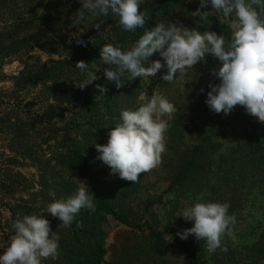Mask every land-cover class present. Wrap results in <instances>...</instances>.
Wrapping results in <instances>:
<instances>
[{
  "label": "trees",
  "instance_id": "trees-1",
  "mask_svg": "<svg viewBox=\"0 0 264 264\" xmlns=\"http://www.w3.org/2000/svg\"><path fill=\"white\" fill-rule=\"evenodd\" d=\"M186 1L145 0L139 9L149 14L145 29H151L161 22L166 26L169 23L176 24L173 19L175 12L184 10ZM80 7V0H0V10H8L13 19V22L0 27L1 61L13 55L21 57L35 48L49 55H57L58 58L45 63L34 61L26 64L15 78L18 89L41 87L45 101H51L45 111L38 114L36 119L15 117L10 122L12 118L9 115L14 113L13 110L4 116L5 119H0V125L6 129L16 146L12 150L14 155L7 156L8 162H17L20 156L23 160L29 158L37 162L42 169L39 189L31 193L33 200L16 199L15 204L8 209L14 221L30 214L45 216L49 220L51 231L60 236L59 255L54 259L49 258L50 264H112L104 260L107 253L104 247V226L109 217L132 230H147L152 240V249L164 244L162 234L141 219H136L129 208V200L138 193L140 180L132 183L110 174L108 166L97 159L95 148L96 144H106L108 132L119 122L122 110H135L139 107L137 100L141 95L139 77L130 79L126 76L119 88L114 82L106 80L104 69L110 66L103 65L100 60V48L112 44L127 49L143 34L144 29H137L134 33L124 32L118 24V18L111 15L103 19L99 31L93 27L96 20L91 18L79 26H73L72 22L77 19ZM39 24L43 25V29L38 28ZM69 27L81 28L84 35L75 38L74 42L66 43L63 39L65 34L58 32L62 33ZM78 39L84 40L85 46L78 44ZM159 57L158 53L154 54L148 63ZM78 61L89 63V71L100 67L97 71L98 79L84 89L78 87L86 78V74H81L75 67ZM97 84L106 87L108 91L100 94ZM60 105L63 107L61 111ZM235 109L246 111L239 105ZM62 110L71 113L66 123L62 120ZM171 130L177 132L175 126ZM185 131L187 136L193 138L189 147L183 149L170 140L168 157L174 165V173L166 191L187 186V189L192 188L198 194L203 187H208V181L214 179L215 175L216 179L223 182L235 176L236 164L241 159L234 157L237 151L230 149L220 157L211 178L213 165L210 157L218 151L220 145L196 123H188ZM34 132L39 135L36 138L39 139L38 147L49 149L48 157L31 153L28 143ZM243 145L242 148L250 150L244 154L243 159L248 161L252 172L264 175L263 142L253 139ZM85 177L95 182L88 188L96 199L95 211L82 209L76 217L82 227L78 228L74 223L65 229L60 226L58 218L47 212L48 205L72 195L77 190L72 180ZM13 186H5L10 189L7 190L10 194L15 190ZM151 205L153 202H147L145 208ZM170 233L174 237L177 251L191 264H200L196 258L195 244L203 240L195 239L193 243H186L175 232Z\"/></svg>",
  "mask_w": 264,
  "mask_h": 264
},
{
  "label": "clouds",
  "instance_id": "clouds-1",
  "mask_svg": "<svg viewBox=\"0 0 264 264\" xmlns=\"http://www.w3.org/2000/svg\"><path fill=\"white\" fill-rule=\"evenodd\" d=\"M80 3L73 26L91 18L96 20L93 27L99 31L103 19L111 15L118 18L124 32L144 29L127 49L112 44L100 48V60L103 65L110 66L104 69V77L117 88L122 86L126 76L149 80L161 69H166L161 79L171 83L198 62L206 63V55H211L219 62V67L213 71L219 83L208 86L210 90L206 93L205 103L209 109L226 116L239 105L250 117L264 122V0H199L200 9L211 6V11H196L206 13L204 19L208 21V17L221 13L229 21L228 38L215 31L189 30L173 23L166 26L161 22L145 29L149 14L139 10L145 0H80ZM77 43L85 46L82 39ZM156 53L163 63L160 59L148 63ZM75 67L81 74H87L79 88L84 89L98 79L100 67L89 71V63L84 61H78ZM96 88L100 94L108 91L99 84ZM176 111L175 105L163 96H154L135 110H122L119 122L108 132L106 144L95 145L97 159L108 166L110 174L137 182L141 173L162 163L168 129V120L164 117H171ZM79 184L72 195L50 203L47 208L65 229L74 223L76 227H82L76 219L82 209L95 211L93 193L84 183ZM229 209L230 203L205 201L201 194L196 202L182 208L178 216L193 224L177 235L181 239L194 235L197 241L203 240L209 253H215L217 249L227 252V248L222 247V238L231 236L237 223L236 217L229 215ZM13 227L10 239L0 240V248L4 249L0 253V264H42L43 260L59 255L60 236L51 231L45 216L24 215Z\"/></svg>",
  "mask_w": 264,
  "mask_h": 264
},
{
  "label": "rangeland",
  "instance_id": "rangeland-1",
  "mask_svg": "<svg viewBox=\"0 0 264 264\" xmlns=\"http://www.w3.org/2000/svg\"><path fill=\"white\" fill-rule=\"evenodd\" d=\"M185 4L184 10L175 12L173 19L177 26L189 30L195 28L201 32L215 31L218 35H225L226 38L230 36L229 21L221 13L208 17V23L204 19L206 13L196 12L198 9L202 12L211 11L210 5L200 9L199 0H187ZM11 22H13L11 13L6 9L0 10V27ZM38 28L43 29V25L39 24ZM59 33L65 34L63 39L66 43L74 42L75 38L84 35L81 28L73 27ZM48 36L52 38V34ZM159 58L163 63L162 58ZM56 59H58L57 55L46 54L38 48L21 57L13 55L3 58L2 61L0 57V119H5L4 116L13 110L14 113L9 115L10 119L12 118L10 122H13L15 117L36 119L38 114L45 111L51 101H45L41 87L18 89L15 86V78L26 64L34 61L45 63ZM205 60L206 63L198 62L193 69H188L186 74L178 76L171 83L161 79L166 69H161L149 80L139 77L138 83L141 87V95L137 100L139 106L147 103L154 96H163L177 109L171 117H164L168 120V129L165 133L166 152L162 154V163L149 172L140 174L138 193L129 200V208L132 209L133 216L161 233L164 244L152 249V240L149 239L147 230H132L109 217L104 226L106 263L191 264L175 248L174 237L170 232L177 234L192 227L193 222L185 221L178 215L185 204L196 202L203 194L205 201L230 203L229 215H234L237 223L232 229V235H225L222 238V247L227 248V252L217 249L215 253H209L204 247V241H201L195 244L197 261L200 264H264V175L252 172L248 161L243 159L244 154L250 150L247 147L242 148L243 144L253 139L263 142L264 145V122L250 117L246 111L235 109L236 106L226 116L223 112L217 114L209 109L205 103L206 93L210 90L209 84L219 83V79L213 75V71L219 67V62L211 55H206ZM62 108L60 105L59 110L61 111ZM61 114L63 123L71 117L68 111L62 110ZM188 123L201 126L206 134L220 145L218 151L210 157L213 165L210 170L211 178L215 173L214 166L228 150L237 151L234 157L241 158L236 164L237 173H233L235 176L231 180L223 182L216 179L215 175L214 179L208 181L210 186L203 187L198 194L192 188L187 189V186L166 191L174 173V165L168 157L170 140L183 149L189 147L193 138L186 134ZM173 126L177 132H172ZM31 134V142L28 143L31 153L36 152V155L48 157L49 149L38 147L39 139L36 138L39 135L36 132ZM15 148L12 137L0 125V184H2L0 185V240L5 242L14 232L15 221L11 220L9 206L14 205L16 199L33 200L31 193L39 189V175L42 172L37 162L29 158L23 160L19 156L17 162H8L7 156H13L12 150ZM240 148L242 151L239 152ZM81 182L88 188L95 184L94 180L88 177L72 180L73 186L77 189ZM9 184L14 185L15 189L11 194L7 192L10 189L5 187ZM147 202H153L148 209L145 208ZM180 240L193 243L195 237L189 235L187 239L180 238ZM3 251L4 249L0 248V253ZM42 264H50L49 259L43 260Z\"/></svg>",
  "mask_w": 264,
  "mask_h": 264
}]
</instances>
